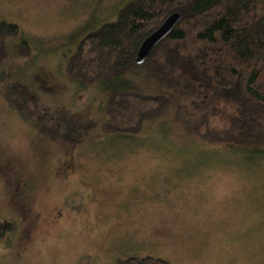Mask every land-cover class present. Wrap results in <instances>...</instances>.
<instances>
[{"label":"rangeland","instance_id":"1","mask_svg":"<svg viewBox=\"0 0 264 264\" xmlns=\"http://www.w3.org/2000/svg\"><path fill=\"white\" fill-rule=\"evenodd\" d=\"M126 1L0 0L32 44L0 59V218L15 223L0 264H264V157L200 140L167 86L159 117L107 136L98 89L64 74Z\"/></svg>","mask_w":264,"mask_h":264},{"label":"trees","instance_id":"2","mask_svg":"<svg viewBox=\"0 0 264 264\" xmlns=\"http://www.w3.org/2000/svg\"><path fill=\"white\" fill-rule=\"evenodd\" d=\"M175 12L177 23L137 64L144 38ZM31 53L19 24L1 18L0 59ZM63 54L64 74L101 94L107 136L136 135L159 117L170 102L167 86L179 88L186 124L200 140L264 157V0H127ZM14 229L0 218V242L8 244ZM117 264L170 263L147 255Z\"/></svg>","mask_w":264,"mask_h":264},{"label":"water","instance_id":"3","mask_svg":"<svg viewBox=\"0 0 264 264\" xmlns=\"http://www.w3.org/2000/svg\"><path fill=\"white\" fill-rule=\"evenodd\" d=\"M179 18L180 15L176 12L170 14L154 31L144 38L136 53L135 62L137 64L144 62L150 50L171 31Z\"/></svg>","mask_w":264,"mask_h":264}]
</instances>
